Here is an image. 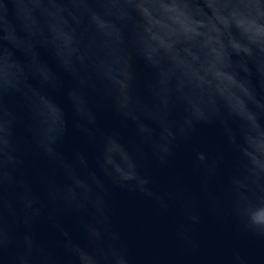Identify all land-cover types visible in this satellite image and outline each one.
I'll return each instance as SVG.
<instances>
[{
  "label": "water",
  "instance_id": "1",
  "mask_svg": "<svg viewBox=\"0 0 264 264\" xmlns=\"http://www.w3.org/2000/svg\"><path fill=\"white\" fill-rule=\"evenodd\" d=\"M0 264H264V0H0Z\"/></svg>",
  "mask_w": 264,
  "mask_h": 264
}]
</instances>
